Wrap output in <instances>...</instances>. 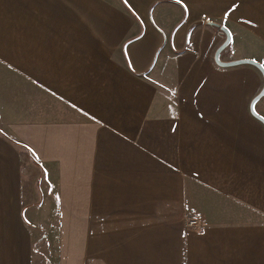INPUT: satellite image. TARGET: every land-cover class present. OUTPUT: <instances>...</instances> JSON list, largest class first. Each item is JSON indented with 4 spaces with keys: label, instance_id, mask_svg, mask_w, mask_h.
Masks as SVG:
<instances>
[{
    "label": "crops",
    "instance_id": "0c3cea01",
    "mask_svg": "<svg viewBox=\"0 0 264 264\" xmlns=\"http://www.w3.org/2000/svg\"><path fill=\"white\" fill-rule=\"evenodd\" d=\"M223 28L264 71V0H0V264H264V74Z\"/></svg>",
    "mask_w": 264,
    "mask_h": 264
},
{
    "label": "water",
    "instance_id": "95a60500",
    "mask_svg": "<svg viewBox=\"0 0 264 264\" xmlns=\"http://www.w3.org/2000/svg\"><path fill=\"white\" fill-rule=\"evenodd\" d=\"M209 25L211 27H214V28H219L221 29L220 25L218 24H215V23H209ZM222 31L224 32V34L226 35L227 39L224 43V45H222L221 47H219V49L216 51V54H215V62L216 64L219 66V67H223V68H230V67H235V66H240V65H254L256 66L258 69H260L261 71H263L262 67H260L257 63L253 62V61H249V60H243V61H235V62H230V63H225V61L223 62L221 60V55L223 53V51L225 49H227V46L230 45L231 41H232V37L230 35V33L228 32V30L226 28H223ZM263 74H264V71H263ZM264 98V91L258 96L256 97V99L253 101L252 105H251V113L252 115L257 119L259 120L260 122L264 123V118L261 117L260 115H258L255 111V114H253L252 112V106H255L256 103L260 100Z\"/></svg>",
    "mask_w": 264,
    "mask_h": 264
},
{
    "label": "built area",
    "instance_id": "2783aa9c",
    "mask_svg": "<svg viewBox=\"0 0 264 264\" xmlns=\"http://www.w3.org/2000/svg\"><path fill=\"white\" fill-rule=\"evenodd\" d=\"M202 222L201 215H196L188 220V227L190 229H199L202 227Z\"/></svg>",
    "mask_w": 264,
    "mask_h": 264
},
{
    "label": "snow or ice",
    "instance_id": "6c2138e0",
    "mask_svg": "<svg viewBox=\"0 0 264 264\" xmlns=\"http://www.w3.org/2000/svg\"><path fill=\"white\" fill-rule=\"evenodd\" d=\"M181 2V0H176V3H180ZM184 8H185V11H187V6L185 5L184 6ZM252 112H253V114H255V106H252ZM33 155H35V153H33Z\"/></svg>",
    "mask_w": 264,
    "mask_h": 264
},
{
    "label": "rangeland",
    "instance_id": "374dc122",
    "mask_svg": "<svg viewBox=\"0 0 264 264\" xmlns=\"http://www.w3.org/2000/svg\"><path fill=\"white\" fill-rule=\"evenodd\" d=\"M215 29H217L218 31L220 30L219 28H215Z\"/></svg>",
    "mask_w": 264,
    "mask_h": 264
}]
</instances>
